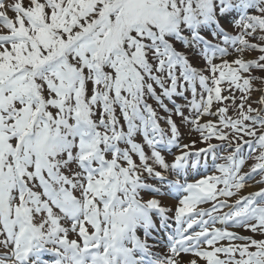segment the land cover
Segmentation results:
<instances>
[{
    "label": "snow or ice",
    "instance_id": "1",
    "mask_svg": "<svg viewBox=\"0 0 264 264\" xmlns=\"http://www.w3.org/2000/svg\"><path fill=\"white\" fill-rule=\"evenodd\" d=\"M257 33L264 0H0V264H264V239L229 230L264 235V188L227 199L264 175ZM212 139L236 142L221 175L189 182Z\"/></svg>",
    "mask_w": 264,
    "mask_h": 264
},
{
    "label": "rangeland",
    "instance_id": "2",
    "mask_svg": "<svg viewBox=\"0 0 264 264\" xmlns=\"http://www.w3.org/2000/svg\"><path fill=\"white\" fill-rule=\"evenodd\" d=\"M9 2H12V0H9ZM9 15L12 16L13 13L9 12ZM228 30L230 32H232V34H237L238 30L237 29H233L229 26ZM259 35L260 33L256 34V39H253L252 37H248V39L250 40L251 43H257V44H264V41H261L259 39ZM209 39H211V37H209ZM215 42V41H213ZM231 51V49H230ZM264 53H260L258 50H252V51H246L244 53V58L245 59H256L258 58L260 55H262ZM234 58L233 56H229L227 57V59L232 60ZM216 63H219V60L215 61ZM195 63L197 64V66H202L203 65V61L202 60H197L195 61ZM207 74V73H206ZM253 75H256L258 77H264V72H261L259 70H253ZM246 75V74H245ZM223 87H227V85H222ZM255 86H259L258 84ZM159 91V89H158ZM228 93H224V95H227ZM186 95H188V98L191 99V94L187 93ZM236 95L240 96L241 93L239 91H236ZM259 96V93H254L253 94V99H256ZM150 103H153V106L155 107V102L154 101H149ZM239 102V101H237ZM177 103L179 104H185L187 103L185 100L183 99H178ZM230 103V102H225ZM223 105L220 104H214L213 105V111L216 110V108L221 107ZM255 106V105H254ZM169 107H171V105H169ZM160 115H164L162 110H158ZM184 113L185 116L189 115V110L187 108L184 109ZM117 114L119 115V110L117 111ZM228 115L232 116L233 119L237 118V114L236 111L233 109H229V113ZM174 119L177 120V123L180 126V132H181V136H180V144H192L193 141H195V146L193 148H191V151H195L196 149L199 148H203L206 147L207 145L203 142V140L201 139L200 133L196 132L193 128L192 125L190 124H185V123H181L180 122V118L179 117H173ZM216 120V117H210V116H206L203 117L201 122H204L206 120ZM121 122L123 123V121L121 120ZM163 127H167L166 125H163ZM224 131L226 132H231V129H225ZM170 135V132H169ZM137 142H142V137L140 135L137 136ZM231 139V137H230ZM245 140L251 139L250 137L245 136L244 137ZM213 144L218 145L219 147L217 148L215 153H209L206 156L204 154H201V164L199 166V168L197 170H193L192 174L189 176V182H193L195 180L204 178L205 176H212V175H216L219 176L221 175V173L218 171V166L221 164H226L227 160L225 159L228 155H230L234 148H235V141L232 142V147H228V143L229 141H220L217 139H212L210 141ZM145 151H149V149L145 146ZM179 149L178 148H171L169 149V151L164 152L163 154L165 155L166 159L171 162L174 159V155H178L179 154ZM248 149L247 146H245V152L244 155L247 156L248 155ZM260 149H256L255 151L252 152V157L246 159L245 165L243 166L241 172L242 173H248L251 170L252 165H254L255 163H257L258 161L255 159V157L260 155ZM215 156V159L213 158ZM257 181H264V175L261 174H257V173H253L252 174V178L251 179H247L246 178V186L245 188H243L242 190H240L239 193H237L236 196H233L231 198H227L229 199V203H235L236 199L242 197V196H247L249 193L252 192H256L259 191L261 188H264V182L261 183H257ZM150 183H155L154 181H150ZM223 185H218V188H222ZM147 198V197H146ZM162 199V203L173 209V211L171 213H169V215L171 217H174L175 214V208L178 206L176 203H179V198L177 197H173V196H167V197H157ZM219 199H225L224 197H220ZM174 202V203H171ZM171 203V204H170ZM174 204V205H173ZM199 207L202 208H210L211 207V203L208 204H203L200 205ZM229 208H224L222 209L221 213L218 214H222L223 212H227L229 211ZM169 224L171 225V228L168 230L169 232H171L174 228H175V222L174 220L170 219L169 220ZM216 227H222V225H220L219 223L217 225H215ZM198 230V229H197ZM230 231H234V232H238L240 235H249V236H254V238L256 239H264V235H261L259 233L253 234L250 231L245 230L244 228H230ZM191 231V230H190ZM75 238V237H73ZM165 243H166V237H165V242L161 243L160 247L158 249H156L157 251L164 253V254H168L167 252V248L165 247ZM222 243L227 244V241H223ZM237 243H239L237 241ZM210 250V249H209ZM182 256H184V260H188L193 258L190 254H181ZM223 258V257H222ZM43 259L47 260V261H52L54 259V257L50 254H45L43 256ZM199 264H206L205 261L200 260Z\"/></svg>",
    "mask_w": 264,
    "mask_h": 264
},
{
    "label": "bare ground",
    "instance_id": "3",
    "mask_svg": "<svg viewBox=\"0 0 264 264\" xmlns=\"http://www.w3.org/2000/svg\"><path fill=\"white\" fill-rule=\"evenodd\" d=\"M171 203H174V202H171ZM171 203H170V204H171ZM176 204L178 205V203H176ZM173 205H174V204H173ZM182 257H183V259L185 258L184 256H182Z\"/></svg>",
    "mask_w": 264,
    "mask_h": 264
}]
</instances>
